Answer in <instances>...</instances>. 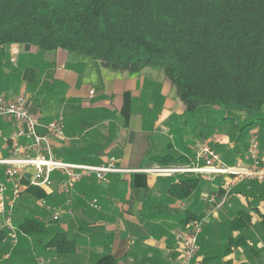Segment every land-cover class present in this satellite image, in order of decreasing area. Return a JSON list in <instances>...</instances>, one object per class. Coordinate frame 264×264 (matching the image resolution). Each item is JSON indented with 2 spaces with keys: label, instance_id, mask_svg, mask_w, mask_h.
Returning <instances> with one entry per match:
<instances>
[{
  "label": "crops",
  "instance_id": "crops-1",
  "mask_svg": "<svg viewBox=\"0 0 264 264\" xmlns=\"http://www.w3.org/2000/svg\"><path fill=\"white\" fill-rule=\"evenodd\" d=\"M160 67L121 68L63 48L42 51L33 44L0 48V94H28L29 108L43 125L63 115L65 135L51 140L58 158L103 164L114 156L131 170L111 173L106 182L94 176L78 182L73 213L58 221L49 219L39 199L28 197L26 187L16 211L21 200L34 202L39 209L33 215L49 223L47 232L35 236L19 229L14 247L9 238L0 241V255L5 241L12 252L10 257L2 254L0 264H179L178 232L199 215L205 222L195 264H264V181L237 184L221 203L222 177L221 185L213 187L218 177L193 174L201 178L199 189L178 198L173 185L192 174L146 170L159 165L149 160L153 155L182 157L176 165L189 163L195 141L210 134L204 119L198 124L188 117L190 111ZM16 126L13 120H0L8 137ZM258 130L262 127L253 133ZM208 138L223 159L222 150L236 146L217 131ZM3 147L0 158L9 156L6 143ZM54 176L52 188H43L53 206L66 201L57 188L59 176ZM94 198L99 209L89 206ZM241 210L250 212V221L240 224L242 230L233 229L231 222ZM14 218L18 226L16 212ZM242 236L243 243L226 252L227 243Z\"/></svg>",
  "mask_w": 264,
  "mask_h": 264
},
{
  "label": "trees",
  "instance_id": "trees-1",
  "mask_svg": "<svg viewBox=\"0 0 264 264\" xmlns=\"http://www.w3.org/2000/svg\"><path fill=\"white\" fill-rule=\"evenodd\" d=\"M12 44L63 48L121 68L161 66L187 111L209 107L218 114L213 109L218 107L223 115L228 112L222 121L239 113L252 125L256 121L250 118L264 108V0H0V48ZM238 129L241 134L248 127ZM181 158L166 154L149 160L168 166ZM200 180L182 176L172 194L187 198ZM26 192L32 200L51 197L41 187ZM249 221L250 212L241 210L231 227L242 230L240 224ZM48 224L32 215L18 227L37 236ZM243 237L227 243L226 252ZM8 238L0 229V241Z\"/></svg>",
  "mask_w": 264,
  "mask_h": 264
},
{
  "label": "built area",
  "instance_id": "built-area-1",
  "mask_svg": "<svg viewBox=\"0 0 264 264\" xmlns=\"http://www.w3.org/2000/svg\"><path fill=\"white\" fill-rule=\"evenodd\" d=\"M29 98L25 93L13 97L0 94V120H13L17 124L6 140L9 156L0 158V166L4 167L3 177H0V229L7 231L13 247L17 245L19 235L14 218L16 207L26 187L51 189L56 183L54 175L59 176L57 188L66 195V201L53 206L48 199H39L41 205L47 209L49 219L58 221L65 214L73 213L74 191L78 182L92 176L99 182H106L111 173L131 171L121 167L114 156L109 157L103 164L58 158L53 152L51 140L64 137V117L60 114L43 125L29 108ZM248 144L247 152L236 162L229 164L213 147L211 139L202 137L195 141L194 155L189 163L154 165L146 170L162 175L195 174L207 180L222 177L225 189L221 201L223 203L237 184L249 179L264 181V162L259 156V135L253 134ZM89 206L99 209L98 199L90 200ZM204 222V217L193 220L187 228L178 232L179 264H195Z\"/></svg>",
  "mask_w": 264,
  "mask_h": 264
},
{
  "label": "rangeland",
  "instance_id": "rangeland-1",
  "mask_svg": "<svg viewBox=\"0 0 264 264\" xmlns=\"http://www.w3.org/2000/svg\"><path fill=\"white\" fill-rule=\"evenodd\" d=\"M213 109L218 110V114L213 113L214 110H210L209 107H202L200 110L190 111L188 117H191V119L194 120L195 123H198L200 122V120L202 121L204 119L207 125L211 124V127H209L210 134H208L207 137L213 136L214 133L217 131V132L225 134L227 138L229 139V143L236 144L235 148L229 151L226 148L222 150V153H224L225 161L230 164L236 159L237 160L240 159L248 150L249 139L253 136V134H255L253 133L254 132L253 129L255 128L259 129V127L260 128L262 127V130L260 131L258 130L257 134L259 135V141H260L259 156L261 160H263L264 162V108L261 113L254 115L252 118H250V121H256V123L252 125H245L246 118L241 119V118H238L236 115H232V114H231L232 115L231 119L229 117V119L222 121L221 117L227 116L228 112H226L223 115L221 111H219L220 108L214 107ZM204 114L205 115L207 114L205 118H204ZM239 127H248V129L246 130V132L239 134L238 132ZM5 128L6 127H2L0 129V156H3V154H5L4 152L5 150L3 146H5L6 140L8 138V132H7V129ZM259 181L261 180L259 179L247 180V182H250L252 184H255V182H259ZM216 185L218 186L221 185L220 177L214 179L213 187H216ZM34 204L35 203L34 202L32 203V201L30 202L28 200L27 201L21 200L20 206L18 210L16 211V219L18 223L20 222L21 219L23 220L25 216L27 215L32 216L33 214H35V212L37 211L36 209H39V208L36 206V204L35 205ZM5 244H6V241L3 242V245H2L3 249H2L1 255L7 254L10 257V255L12 254V252L10 253V248H9L10 246L5 247Z\"/></svg>",
  "mask_w": 264,
  "mask_h": 264
}]
</instances>
